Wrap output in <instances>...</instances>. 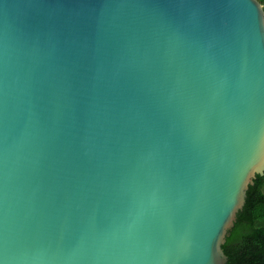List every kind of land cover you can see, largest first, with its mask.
<instances>
[{"label": "water", "instance_id": "water-1", "mask_svg": "<svg viewBox=\"0 0 264 264\" xmlns=\"http://www.w3.org/2000/svg\"><path fill=\"white\" fill-rule=\"evenodd\" d=\"M263 173L258 0H0V264H225Z\"/></svg>", "mask_w": 264, "mask_h": 264}, {"label": "trees", "instance_id": "trees-1", "mask_svg": "<svg viewBox=\"0 0 264 264\" xmlns=\"http://www.w3.org/2000/svg\"><path fill=\"white\" fill-rule=\"evenodd\" d=\"M226 256L225 264H264V173L248 185Z\"/></svg>", "mask_w": 264, "mask_h": 264}, {"label": "rangeland", "instance_id": "rangeland-1", "mask_svg": "<svg viewBox=\"0 0 264 264\" xmlns=\"http://www.w3.org/2000/svg\"><path fill=\"white\" fill-rule=\"evenodd\" d=\"M261 4H262V6L264 7V0H258Z\"/></svg>", "mask_w": 264, "mask_h": 264}]
</instances>
